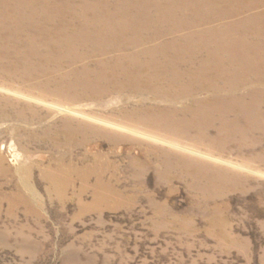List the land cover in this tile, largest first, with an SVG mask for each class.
Listing matches in <instances>:
<instances>
[{"label":"rangeland","instance_id":"rangeland-1","mask_svg":"<svg viewBox=\"0 0 264 264\" xmlns=\"http://www.w3.org/2000/svg\"><path fill=\"white\" fill-rule=\"evenodd\" d=\"M3 67L0 264H264L261 155L141 131L117 122L120 103ZM164 153L206 170L162 169ZM60 160L79 169L62 197L47 177Z\"/></svg>","mask_w":264,"mask_h":264},{"label":"bare ground","instance_id":"bare-ground-1","mask_svg":"<svg viewBox=\"0 0 264 264\" xmlns=\"http://www.w3.org/2000/svg\"><path fill=\"white\" fill-rule=\"evenodd\" d=\"M205 1L0 0V65L71 99L120 103L121 124L264 158V0ZM161 156L165 170H206ZM49 170L62 197L79 169Z\"/></svg>","mask_w":264,"mask_h":264}]
</instances>
